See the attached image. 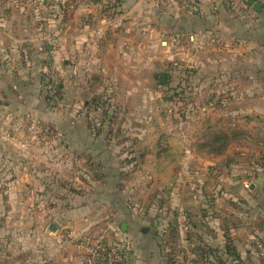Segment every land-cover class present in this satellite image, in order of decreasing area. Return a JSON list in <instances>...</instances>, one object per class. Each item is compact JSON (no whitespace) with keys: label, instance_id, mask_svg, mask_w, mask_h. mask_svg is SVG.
<instances>
[{"label":"rangeland","instance_id":"374dc122","mask_svg":"<svg viewBox=\"0 0 264 264\" xmlns=\"http://www.w3.org/2000/svg\"><path fill=\"white\" fill-rule=\"evenodd\" d=\"M76 3L75 0H0V51L3 58L0 91L9 88L17 92L12 81L19 79L25 71L31 73L34 82L44 77L48 88L41 84L42 91L32 95L51 111L48 122L32 115L18 134L29 142L16 143L14 148L6 150L7 153L31 155L30 165L27 160H15L16 169L22 174L27 167L31 168V177L25 179L27 195L32 201L30 209L34 216V213L39 214L37 218H40V213L44 214L45 220L40 226L39 219L23 225L16 219L23 213L20 209L13 221L16 223L15 233L0 237V264H75L77 247L72 213L75 206L93 200L94 196L89 194L95 193L91 189L80 188L84 186L79 185V180L99 181V174L89 177L86 176L87 170L99 171L105 161H110L109 158L101 159L103 153L99 160L84 153L82 159L78 156L79 151L71 137L75 136V123L89 124L97 138L106 140L107 147L116 154L114 160H120V169L134 171L139 163L156 164L158 170L176 172L174 176L161 178L164 185H186L192 197L198 195L196 190L202 182L200 172L192 174L189 170L195 168L191 164L198 162L205 172L211 174H215L218 166L215 164L216 154L212 153L211 162L206 165L203 159L196 161L191 157V150L198 153L207 150L208 154V151L220 148L212 145L220 139L228 144L225 153L229 158L234 155V158L241 159L246 157L243 154H250L254 155L251 157L253 162L259 164L264 156L263 121L243 113L233 118L229 105L224 106L231 98H221L216 94L214 80L201 79L202 49L198 40L194 41L188 35L176 40L174 33L156 36L152 26L145 23L139 26L142 34L141 38L138 36L137 49H129L127 59H123L121 64L109 66L96 58L100 51L93 49L94 42L89 32L104 25L111 2H93L98 6L101 17L96 21L94 14L86 9L75 13ZM60 38L69 57L58 63L56 55L60 46L56 41ZM72 45L75 48H71ZM160 76L167 78L163 85ZM35 88L32 83V90ZM0 101L4 104L2 99ZM11 119L17 123L19 113ZM61 120L64 128L59 125ZM6 159L0 157L1 171L12 163ZM232 161L236 162L235 159L228 160L229 163ZM7 181V177H0V199L4 202L9 199L5 193ZM43 182L45 184L41 186ZM163 189L157 200V211L161 209L164 214L169 213L170 221L156 243L166 263L171 264V254L181 250L176 241L181 234L180 210H186L191 219L190 231L184 234L185 237L195 232L197 225L188 209L169 205V194ZM132 190L125 197L132 208L130 211H135V205L141 208L142 203L148 204L144 202L147 194L136 199ZM105 207L95 210L92 221L97 222L96 229L87 232L97 239L109 234V225L105 221L108 210L105 211ZM145 208L140 212L145 213ZM7 211L5 208L4 213ZM67 214L70 216L65 219L63 216ZM2 216L0 222L4 227L5 217ZM51 224L57 226L60 233L52 246L58 242L61 248L68 247L56 256L41 252L44 241L51 238ZM126 247L125 252H128ZM182 256L180 254L176 264H183Z\"/></svg>","mask_w":264,"mask_h":264},{"label":"crops","instance_id":"0c3cea01","mask_svg":"<svg viewBox=\"0 0 264 264\" xmlns=\"http://www.w3.org/2000/svg\"><path fill=\"white\" fill-rule=\"evenodd\" d=\"M94 1L75 0L77 2L75 13L86 9L94 14L95 21L101 20L98 6L93 5ZM109 1L111 6L106 12L104 25L89 32L94 42L93 49L100 51L96 58L103 60L109 66L121 64L123 59H127L129 49H137L138 36L141 38L142 34L139 26L145 23L152 26L156 36L174 33V38L178 40L180 36L188 35L190 39L198 40L201 44L203 65L201 79L214 80L216 94L221 98H231L224 106L229 105L233 118L243 113L250 115L251 118L259 117L264 124V0H256V3L262 5L259 12L248 4V0ZM188 2H197L202 9L201 14L188 11L185 7V3ZM62 41V38L56 41L60 46V52L56 55L58 63L69 57V53L64 51L66 45ZM71 48H75L74 45ZM1 61L3 64L2 56ZM24 73L18 77L19 79L12 81L17 92L9 88L6 89L7 91H0V100L2 99L4 103L0 101V118H2L0 119V157L12 161L5 171L0 170V177L8 178L5 183V193L9 195L7 202L0 199V221L3 219L2 214V217H5L4 227L0 222V237L7 233H15L16 229L13 230L16 226L15 214L20 213V209H23V213L16 219L23 225L39 219L40 226L41 221L45 220L44 214L40 213V218H37L39 214L34 213V216L30 209L32 201L27 195L29 191L25 187V179L31 177V168L27 167L22 174L16 169L15 160H27L30 165L31 155L6 152L14 148L16 143L29 142L25 136L19 137L18 134L26 121L32 119V115L44 122L50 121L51 117V111L47 106H43L42 102L37 97L34 99L35 96L32 95L42 91L41 84L48 88L46 79L43 77L42 80L37 79L34 82L30 72ZM32 83L36 86L35 90H32ZM31 103L34 107H31ZM16 113H19L17 123L15 119H11ZM58 120L60 119L55 121ZM59 125L64 128L62 120ZM71 137L75 141L81 159L84 153L99 160V155L103 153L101 159L110 160L105 161L99 171L87 170L86 176L99 174L97 177H101L99 181L79 180L81 183L79 185L84 186L80 188L88 191L91 189L95 193L89 194L93 195L94 199L88 204L75 206V211L72 213L75 237L90 235L87 232L96 229L97 222L92 221V217L95 216V210H100L105 205L107 206L105 211L108 210L105 212L108 215L105 221L109 225L107 229L109 234H104L99 240H103L106 244H114V240H118L124 247L127 246L128 252L124 264H167L156 243L170 221L169 213L164 214L160 208L157 211V200L165 188L169 194L167 197L169 205L188 209L197 225L195 232L187 237L185 235L188 233L185 235L181 233L182 236L180 234L176 239L181 250L171 254L173 258L171 264L179 263L177 261L180 254L183 255V264H264V257L250 240L252 234H258L264 241V156L260 158L259 164H255L251 159L254 155L250 154H243V157H246L238 159L234 158V155L229 158L226 151L223 153L208 151L207 154V150L203 153L191 150V157L196 161L203 159L206 165L211 162L212 153L216 154L215 164L218 166L215 174H211L212 172H205L198 162L191 164V167L195 168L189 170L192 174L200 172L202 182V185L197 187L199 190H196L198 195L192 197L189 194L190 190L185 188L186 185L168 183L164 185L161 178H169L171 175H176V172L174 174L170 170L163 172L158 170L156 164L151 166L147 163H139L134 171L129 168L120 169L121 163H118L120 160H114L116 154L107 147L104 138H97L89 124L75 123V136ZM229 159H235L236 162L229 163ZM213 182L215 184H212ZM246 182L250 183V189L245 188ZM43 184L45 183L43 182L41 186ZM131 190L135 192L136 199L143 198V195L147 194L144 202L148 204L142 203L141 208L135 205V211H130L132 208L127 204L125 197ZM5 208H8L6 213H4ZM143 208L145 213L140 212L144 210ZM42 209L45 212V207ZM69 216L70 214H67L63 217L66 219ZM151 223L153 227L149 232ZM59 234L58 232L56 235H49L51 238L46 240L51 244L49 245L45 240L41 252L56 256L62 254L64 249H68V247L61 248L58 242L52 246V242L58 241ZM75 264H86L76 248Z\"/></svg>","mask_w":264,"mask_h":264},{"label":"built area","instance_id":"2783aa9c","mask_svg":"<svg viewBox=\"0 0 264 264\" xmlns=\"http://www.w3.org/2000/svg\"><path fill=\"white\" fill-rule=\"evenodd\" d=\"M188 11L201 14V7L197 2L185 3ZM246 189H250V183L244 184ZM180 229L182 234L190 231L191 219L186 210H180ZM73 236H70L72 238ZM250 240L256 250L264 257V241L258 234H252ZM75 245L82 254L86 264H124L126 250L121 243L106 244L91 235L75 237Z\"/></svg>","mask_w":264,"mask_h":264},{"label":"water","instance_id":"95a60500","mask_svg":"<svg viewBox=\"0 0 264 264\" xmlns=\"http://www.w3.org/2000/svg\"><path fill=\"white\" fill-rule=\"evenodd\" d=\"M248 4L253 6L254 10L256 11H260L261 8H262V5L259 4V3H256V0H248ZM1 64H2V61H1V56H0V68H1ZM167 81V78L165 76H160V83L163 85L165 84ZM255 186L253 185L252 188H254ZM56 232H58V228L57 226H55L54 224H51L49 226V233L50 234H55Z\"/></svg>","mask_w":264,"mask_h":264},{"label":"trees","instance_id":"16d2710c","mask_svg":"<svg viewBox=\"0 0 264 264\" xmlns=\"http://www.w3.org/2000/svg\"><path fill=\"white\" fill-rule=\"evenodd\" d=\"M225 142L221 141L220 139H216L214 142H212L213 143L212 145H215L214 147L219 146L220 148L217 147V150H210V151L213 153H223L226 150V147L228 145ZM207 146H209V145H207ZM210 147H212V146L210 145ZM226 235H228V234H226ZM174 237H175V235L172 236V239Z\"/></svg>","mask_w":264,"mask_h":264}]
</instances>
